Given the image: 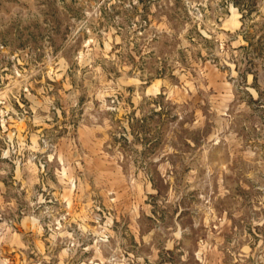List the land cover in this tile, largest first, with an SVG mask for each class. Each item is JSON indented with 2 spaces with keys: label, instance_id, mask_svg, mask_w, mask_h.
<instances>
[{
  "label": "rangeland",
  "instance_id": "374dc122",
  "mask_svg": "<svg viewBox=\"0 0 264 264\" xmlns=\"http://www.w3.org/2000/svg\"><path fill=\"white\" fill-rule=\"evenodd\" d=\"M0 264H264V0H0Z\"/></svg>",
  "mask_w": 264,
  "mask_h": 264
}]
</instances>
